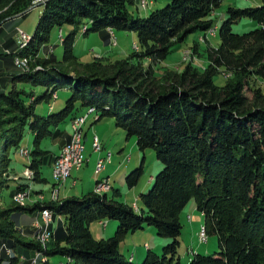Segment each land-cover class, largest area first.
<instances>
[{
    "label": "trees",
    "instance_id": "trees-1",
    "mask_svg": "<svg viewBox=\"0 0 264 264\" xmlns=\"http://www.w3.org/2000/svg\"><path fill=\"white\" fill-rule=\"evenodd\" d=\"M221 1L167 0L139 16L130 8L134 0H45L30 40L18 48L16 25L6 37L3 30L13 24L9 18L24 12L32 0H0V74L4 76L0 77V192L10 179L15 182L10 195L33 190L31 180L26 182L23 175H8L16 167L10 150L20 146L25 127L34 132V138L24 166L40 173L41 166L53 164L58 155L52 151L40 155L41 139L62 137L59 146H63L70 132L62 122L77 117L80 105L98 114L94 121L105 115L114 117L127 135H136L141 150L153 147L163 164L151 176L150 188L139 193L138 211L113 197L117 189L114 195L88 191L59 201L0 204V244L12 250L0 252V264H29L26 255V259L19 256L37 248L43 250L47 262L49 255L61 254L68 260L72 257V264H264V90L256 83L264 81V0L257 5L227 6L218 30L219 43L206 49L208 62L202 70L186 64L182 71L171 69L159 76L128 59L113 63L97 59L83 62L74 75L58 66L55 76H47L49 69L44 67L56 61L54 52H49L53 58L38 54L48 46L54 27L71 24L62 35V56L57 61H72L76 34L86 24V31L101 33L106 27L134 30L140 53L165 59L190 33L203 35L215 28L213 11ZM243 16L256 25L244 32L233 31L232 23ZM16 55L37 58L23 69L14 63ZM36 63L43 69H34ZM221 71L230 77L218 84L214 76ZM27 81L42 83L45 89L27 98L25 89L18 86ZM61 87L71 88L62 108H49L47 114L35 112L36 102L49 101ZM142 170L141 162L126 175L127 183H136ZM38 172L34 179H39ZM191 197L204 216L206 232L217 235L218 250L193 252L184 263L177 255L179 213ZM45 208L65 217L50 226L53 232L46 246L32 236L34 226L25 229L28 237L15 234L20 228L18 215ZM107 218L117 220L114 234L95 238L89 222ZM145 224L171 241L161 253L147 247L138 263L132 256L125 257L118 245L127 233Z\"/></svg>",
    "mask_w": 264,
    "mask_h": 264
},
{
    "label": "rangeland",
    "instance_id": "rangeland-1",
    "mask_svg": "<svg viewBox=\"0 0 264 264\" xmlns=\"http://www.w3.org/2000/svg\"><path fill=\"white\" fill-rule=\"evenodd\" d=\"M44 1L45 0H32V4L27 6L24 11L25 13L18 12L19 16L15 20V24H17L15 37L17 38V27H20L26 32V38L22 39L20 43L17 41L18 48L24 47V45L30 40L38 16L43 8L42 3H39ZM166 2L167 0H134L132 5H130V8L135 15L146 16L152 9L164 5ZM260 3L261 0H222L213 11V16H215L216 22L215 28L210 29L209 33L203 35L198 32L190 33L177 48L168 53L165 59H158L153 55L147 56L140 53L141 46L139 44L137 32L134 30L106 27L104 32L101 33L98 31H86V24L81 25L73 44V54L76 56L77 60L79 59L82 63L77 61L76 58L72 61H57L60 60L62 56V35L68 33L72 26L71 24H63L61 27H54L50 33L48 46L45 49L42 48L38 54L41 55L40 52H42L53 58L54 56L52 57L49 52H54L56 61L55 59H52V61H49L44 67L45 69H49L48 72L45 73L47 76H55L57 74L56 68L58 66L67 71L69 70V73L74 75L76 73L75 70H79V68L83 66V62L97 59L102 60L105 63H113L117 60L128 59L130 62L141 66L142 69H146V67L151 68L154 73L159 76L163 75L167 70L173 71L171 69L182 71L186 64H192L202 70L208 62L206 49L210 47V45H217L219 43L220 38L218 30L222 20L226 16L227 6L233 5L243 7ZM18 13L14 15H17ZM22 13L24 14L22 15ZM255 25L256 22L253 19L243 16L232 23V29L235 32H244L253 28ZM12 26L13 24L4 28L3 37H6ZM36 58L37 56L31 58L30 56L16 55L14 57V63L21 68L26 69L30 68L31 63L35 62ZM34 69H43V66H41L40 63H36ZM0 77L2 78L4 76L0 74ZM228 77H230L229 72L221 71L214 76V80L216 83L222 84ZM18 83V86L23 87L27 92V98H29L30 93L39 95L45 89L42 83H32L29 81ZM256 83L264 90V81L262 79H257ZM70 93L71 88L69 87H61L57 89V91L52 93L49 101L39 100L35 103V112L39 114H47L49 108H52L51 110L53 111L59 110L64 106L65 100ZM245 93L248 96H251L252 94L249 88H245ZM33 96L34 95H31V98H33ZM78 113L86 115L83 117V120H80V130L82 131L83 137L84 155L87 160L80 170L72 169L70 175L79 176L80 178L76 177L73 179V185L70 184V178L56 182L51 172L55 162H52L53 164L47 162L41 166V174L37 171L39 179H34L33 177L37 173L36 170L24 166V164L29 162L31 156L30 149L33 146L34 138V132L27 126L23 131L20 146L15 151L10 150L9 155L13 161L12 163L16 167H14V169L10 168L8 173L11 174L8 175L9 177L23 175L26 178H21L26 182L31 180L33 190L27 189L25 191H18L24 193V197L17 200L14 195L18 192L14 195H10L12 188L15 186L14 180L10 179L8 181L9 185L4 186L0 192V204L2 206H13L16 203L32 204L37 200L59 201L64 197L73 194L82 195L88 191H93L98 194L108 192V195H114V191L117 189L118 193H115L113 196L114 198L130 203L133 209H136L137 211L139 210V206L141 205L139 193L150 188L152 184L151 175L154 176L163 166L162 162L156 156L155 149L148 146L141 150L137 145L136 135H127L122 127L116 125L114 117L112 116L105 115L99 120L94 121V117L96 118L98 114L95 111L88 113V107L85 105H80ZM77 117L72 118L69 122L68 118H66L62 122V126H65L67 132H70V136L72 132V123ZM93 134H96L100 141L101 147L99 150H96L93 144ZM60 139H62V137H43L39 145L40 155L45 156L49 151L57 152L58 155L55 158V160H57L61 154H63L62 148H64L63 146L59 148ZM109 152L112 153L110 162H106L105 167L97 171L98 160L106 157ZM141 162L143 170L137 182L133 185H129L126 181V175L133 168L140 165ZM107 174L109 176H106ZM43 176L46 180H43ZM96 179L97 181H95ZM75 183L78 184L74 185ZM54 191H56L55 197H53ZM36 212V210L32 212L28 211L16 217H19V220L16 221V225L20 228H18L19 230H15V234L21 237H28L30 234L25 229L29 226H34L36 227V231L32 236L39 243L38 238H36L38 226L35 221L42 223V219L39 217L41 211L39 210L37 214ZM63 218H65L63 215H55L52 212V218L48 222V229L51 231V235L53 229H51L50 226L56 224L57 221L62 222ZM179 218L182 227L179 235L180 243L177 248V255L180 256L182 262H188L189 256H191L193 252L211 253L218 250V237L215 233L207 232V240L201 241L202 230L206 232V228L203 224L204 216L201 211L196 208L194 197H191L186 202L179 213ZM116 227L117 220L112 218L92 220L89 222V229L95 238H106L111 236L114 234ZM145 241L149 243V247L152 250L161 253L163 250L162 247L171 241V237L161 236L157 234L153 225L145 224L143 228L127 233L119 242L118 248L125 257L129 256V258H131L132 256L134 262L140 263L147 250V243H144ZM39 244L43 247L46 246L47 242L42 243L40 241ZM195 247L197 250H192V248ZM10 250L11 248L7 247L6 244H0V252L4 251V253L8 254ZM37 252L40 256L42 255L41 257L39 256L42 258L39 261V264H46V255L40 248H37L32 252L30 251L28 254H20L21 256L19 257L26 259V255L27 262H29ZM30 256L32 257L30 258ZM48 258L50 259L49 264H53L54 262H57V260H61L58 261L57 264H72L73 261L72 257L68 260L67 256L61 254L49 255Z\"/></svg>",
    "mask_w": 264,
    "mask_h": 264
},
{
    "label": "bare ground",
    "instance_id": "bare-ground-1",
    "mask_svg": "<svg viewBox=\"0 0 264 264\" xmlns=\"http://www.w3.org/2000/svg\"><path fill=\"white\" fill-rule=\"evenodd\" d=\"M24 38H26V32H25V35L19 41V43ZM91 111H93V110H89L88 113L91 112ZM84 116H86V115H83L82 118H80V120H83V117ZM80 120H79V134L77 135V153H78V157H79L78 158V161H77V159H69L68 163H66V169H64L62 171L61 176L59 177V182L60 181H64L65 179H67L69 177L70 172L72 171V169H78V168H81L82 166H84L83 164L87 160L85 158V155H84V144H83V141H82V138H83L82 137V131L80 130ZM97 137L98 136L95 137V141H94L93 144H94V146L97 147L96 150H99L100 147H101V144H100V141H99V139ZM62 149H63L62 153L64 154V148H62ZM63 154H61V156L57 160L54 161L55 163H54L53 168H52V171H51L52 172V176H53L54 179H55V173H54V171L57 169L58 164H59V161L62 159ZM111 154L112 153L109 152V154L107 155L108 157L106 156V157L100 158L98 160V162H97V171H99L102 168H104L106 162H110L111 156H112ZM55 195H56V191H54L53 197H55ZM23 197H24V194L21 193V192L16 195V199L17 200H19L20 198H23ZM39 217H41L40 219H42V223L41 222L39 223L38 221H35L36 222V225L38 226V231H37L38 233H37V237L36 238H38L39 243H40V241L42 243H45V242H48V240L51 238V231L48 229L47 220H48V222L51 220L52 213H51V211L49 209L45 208V209L41 210V213H40V216ZM42 228H44V234H42ZM202 231H203V233H202V239H201V241L207 240V236H206V233L207 232H205L204 230H202ZM41 259L42 258L39 257L38 262H35V264H39V261ZM29 264H34V259H31L30 262H29Z\"/></svg>",
    "mask_w": 264,
    "mask_h": 264
},
{
    "label": "built area",
    "instance_id": "built-area-1",
    "mask_svg": "<svg viewBox=\"0 0 264 264\" xmlns=\"http://www.w3.org/2000/svg\"><path fill=\"white\" fill-rule=\"evenodd\" d=\"M25 35V31L20 27H17V41H20L21 38ZM83 114H79V117L72 123V132L70 138L63 143L64 154L62 159L59 161L57 169L54 171L55 173V181L59 182V177L64 169H66V163H68L69 159H77L78 161V153H77V135L79 134V120L82 118ZM97 135L93 134L92 141H95V137ZM97 147L95 146V149ZM24 194V193H23ZM48 224V220H47ZM47 226V225H46ZM42 234H44V228H42ZM39 253H35L33 256L34 264L39 260ZM41 257V256H40Z\"/></svg>",
    "mask_w": 264,
    "mask_h": 264
},
{
    "label": "crops",
    "instance_id": "crops-1",
    "mask_svg": "<svg viewBox=\"0 0 264 264\" xmlns=\"http://www.w3.org/2000/svg\"><path fill=\"white\" fill-rule=\"evenodd\" d=\"M17 17H18V16H16V17H10V18H9V19H14V20H13V25H16V26H17V24H15V20L17 19ZM9 25H12V24L10 23ZM60 148H61V146H60ZM82 167H83V166H82ZM82 167H81V168H82ZM51 168H52V166H51ZM81 168H78V169H75V170H80ZM106 176H109V175L107 174ZM151 176H152V175H151ZM76 177H79V176L70 175V177H68V178H70V184H71V185H73V184H72V183H73L72 181H73V179H75ZM79 178H80V177H79ZM83 183H84V182H83ZM76 184H78V183H75L74 185H76ZM90 187H91V186H90ZM31 224H32V221H31ZM31 224H30V225H31ZM144 243H147L146 247H149V243H148V242L145 241ZM192 250H197V249H196V247H195V248H192ZM138 257H139V256H138ZM189 258H190V256H189ZM32 259H33V257H32ZM137 259H139V258H137ZM58 261H61V260H57V262H58ZM29 262H30V261H29ZM57 262H54L53 264H56ZM19 263H21V262H19ZM49 263H50V259H49V261H48L46 264H49Z\"/></svg>",
    "mask_w": 264,
    "mask_h": 264
},
{
    "label": "water",
    "instance_id": "water-1",
    "mask_svg": "<svg viewBox=\"0 0 264 264\" xmlns=\"http://www.w3.org/2000/svg\"><path fill=\"white\" fill-rule=\"evenodd\" d=\"M43 2H40L39 4H41ZM16 16H19V13L17 15H12L11 17H16Z\"/></svg>",
    "mask_w": 264,
    "mask_h": 264
}]
</instances>
